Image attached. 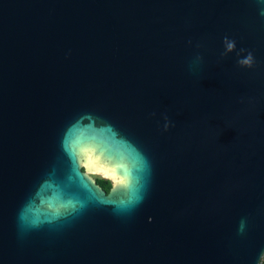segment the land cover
Returning <instances> with one entry per match:
<instances>
[{"label": "water", "instance_id": "95a60500", "mask_svg": "<svg viewBox=\"0 0 264 264\" xmlns=\"http://www.w3.org/2000/svg\"><path fill=\"white\" fill-rule=\"evenodd\" d=\"M263 257L264 0H0V264Z\"/></svg>", "mask_w": 264, "mask_h": 264}, {"label": "rangeland", "instance_id": "374dc122", "mask_svg": "<svg viewBox=\"0 0 264 264\" xmlns=\"http://www.w3.org/2000/svg\"><path fill=\"white\" fill-rule=\"evenodd\" d=\"M82 170L84 171L83 167ZM85 172V171H84ZM87 174L88 177H90L93 181H95L96 179H101L105 182L108 183L109 188L112 186V181L109 180L108 178L104 177L103 175L99 174V173H91V172H85ZM96 183V182H95ZM108 188V190H109ZM104 191V190H103ZM105 192V191H104ZM264 264V263H263Z\"/></svg>", "mask_w": 264, "mask_h": 264}, {"label": "trees", "instance_id": "16d2710c", "mask_svg": "<svg viewBox=\"0 0 264 264\" xmlns=\"http://www.w3.org/2000/svg\"><path fill=\"white\" fill-rule=\"evenodd\" d=\"M96 184L99 185V187H101L105 192L108 191L109 185L107 182L101 180V179H96L95 180ZM264 259V257H263Z\"/></svg>", "mask_w": 264, "mask_h": 264}, {"label": "built area", "instance_id": "2783aa9c", "mask_svg": "<svg viewBox=\"0 0 264 264\" xmlns=\"http://www.w3.org/2000/svg\"><path fill=\"white\" fill-rule=\"evenodd\" d=\"M263 263H264V259H262L259 264H263Z\"/></svg>", "mask_w": 264, "mask_h": 264}, {"label": "flooded vegetation", "instance_id": "af4514ba", "mask_svg": "<svg viewBox=\"0 0 264 264\" xmlns=\"http://www.w3.org/2000/svg\"><path fill=\"white\" fill-rule=\"evenodd\" d=\"M99 186V185H98ZM101 188V187H100ZM102 189V188H101ZM103 190V189H102Z\"/></svg>", "mask_w": 264, "mask_h": 264}, {"label": "bare ground", "instance_id": "6f19581e", "mask_svg": "<svg viewBox=\"0 0 264 264\" xmlns=\"http://www.w3.org/2000/svg\"><path fill=\"white\" fill-rule=\"evenodd\" d=\"M87 175V174H86Z\"/></svg>", "mask_w": 264, "mask_h": 264}]
</instances>
